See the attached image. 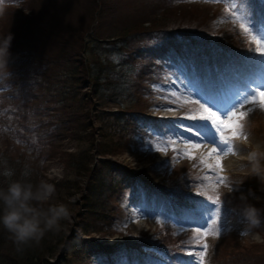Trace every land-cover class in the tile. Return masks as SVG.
<instances>
[{
  "label": "rangeland",
  "instance_id": "obj_1",
  "mask_svg": "<svg viewBox=\"0 0 264 264\" xmlns=\"http://www.w3.org/2000/svg\"><path fill=\"white\" fill-rule=\"evenodd\" d=\"M28 1L0 0L3 7L7 6L4 7L3 15H0V36H5L9 32L12 34V30L17 24L14 17L13 19L8 18L9 13L16 11L15 9L8 10V6L13 8L18 6L17 9H21L23 13L30 16L33 11L27 8ZM44 1L47 6L44 11L42 10L44 17L41 20L47 21L48 28H51L52 33L55 34L52 36V40L60 42L55 45L57 50L62 49L61 42L64 40L69 42L67 48L70 50L71 46L79 47L84 43V40H90L92 36L93 38L102 36L103 50H105L104 47L120 46L122 43L128 45L133 37L130 35L133 34L132 30H142L150 26V23L145 22L147 20L145 15L142 16L148 10L153 12L152 18L159 20V26L168 27L170 25L171 27L177 26L181 29L200 31L208 35V39L213 45L206 44L205 46L209 49L205 50L204 46L200 45L201 39L198 36L194 37L199 42L196 40L193 42L188 41L186 37L171 38L168 34L165 39L158 36L152 42H147L156 58V54L161 51L164 55L158 56L157 72H154L152 77V73L148 74L149 62L147 60L144 63L141 62L139 67L136 66L140 73L141 71L145 72V85L149 88L144 89L137 104L130 97L131 90L126 93V105L123 107L130 108L133 113L128 115L124 109L119 108L120 106L107 101L99 103L92 96L95 93L91 84L88 87L85 86L83 92L79 94L78 100L90 99L91 101L92 106L87 119L84 122L74 120L75 123L70 124H74L73 128L77 126L78 129L72 130L66 121L65 112L60 113L62 117L61 131L64 134L58 138L59 135L56 133L52 139L47 140L48 148H42L41 151H36V146L39 144L36 133L29 134L34 132L33 130L28 127L19 129L16 126L12 128L7 119L1 118V113L6 110L1 109L5 99L0 100V156L3 161L1 167L13 169L16 167V162L20 161L19 156H23L24 161H20L19 166L14 170L15 176L21 174L23 179L33 183L44 180L53 184L56 191L52 202L67 205L71 213L70 218L65 220L68 225L62 226V231L65 234L59 239L60 235L57 232V237L48 242V246L57 247V251L53 255H51L52 253L46 255L48 264H164L161 260L165 259L164 256L152 252L153 256L157 255L160 258L158 259L152 257V253L149 255L148 251H145L150 247L153 250L161 251L162 246L158 243L150 246L147 244L159 239H163V242L173 246L169 249L171 251L165 250L164 252L175 254V251L179 250L178 264H187L185 261V256H188L185 254L186 251L193 247L197 251L201 250L199 245L191 243L195 234L194 230L196 228L207 229L210 226L211 214L216 208L215 205L209 204L207 196L215 197L217 194L221 199L220 214L215 218L216 224L211 227L219 228V235L206 237V242L210 245L205 257L206 264H264V214L260 213V227L246 228L248 221L242 215L241 201L239 200L240 194L243 193L248 197V203L255 204L256 208H264V185L257 177L253 176L246 178L243 184L238 189L236 188L238 182L244 179L239 169L246 164V161L240 157L231 156L226 160L222 156L223 171L221 175L227 178L225 183L231 184L234 191L229 194L223 184L219 185L215 191L208 189L206 195H203L198 194L203 191V182L198 177L202 178L213 174L200 165L199 157L206 154L210 146L218 147L223 154L228 150V144H205L200 150H194L197 158L192 160L173 159L178 157L180 148L186 147L182 143L168 147L167 151L156 150L157 145H163L169 139L176 140L178 134L186 138L192 137L195 129L193 132L185 129L198 123V121L182 119L186 116L189 108H195L198 105L191 103L179 107L177 103L171 102L170 93L172 91H177L182 96L190 94L194 96L195 89L186 87V85H189L190 82L207 84L211 82V73L215 78L213 83L222 87L233 85L240 78L222 63L229 57H233L227 55L228 52H249V48L253 45L244 43L245 38L237 34L232 21L224 18L225 5L223 3H204L202 0L188 4L182 0L177 3H173V0H101L105 4L103 12L100 13V16L97 15L98 12H95L94 17L92 11L95 0L89 9L85 8V4L92 0H83L84 7L77 4L76 0H70L68 6L69 8L72 6V11H68L72 14L61 9L63 7L56 8L55 4L58 0ZM245 3H251V10L257 21L264 19V5H261L259 0H245ZM74 6L78 7L76 12H73ZM88 10L90 12H87ZM67 14L70 19L67 22L62 21L66 19ZM14 16L18 17L20 14L16 13ZM221 20L224 22H220ZM138 21H144V24L139 27ZM179 22L180 24H178ZM36 30H38V26ZM101 30H104V33ZM128 30H130L128 36L123 35ZM85 34L88 35L86 39H83ZM49 45L50 43H47L46 47ZM163 46L166 50L162 49ZM14 50L17 52L19 47H15ZM128 51L131 52V48ZM10 52L12 54L10 61L14 63L15 67L13 71V66L9 63L13 73V78L8 82L11 87L0 86V96L11 93L15 88L14 82H19L15 69H20L21 72L26 70L28 76L32 74L34 77V71L29 72V70H32L34 65L38 68L42 61V57L36 54V50L33 49H28L26 54L17 56H14L12 51ZM134 54L132 51V56ZM246 62L252 63L253 61L247 57ZM254 68L256 71L252 72L264 71V65L259 63L254 64ZM218 74L228 77L218 79ZM22 77L24 79L23 74ZM46 78L42 77L44 81ZM37 81L42 80L41 78L36 80L35 76L34 79L26 82L17 94L15 90L12 94L13 97L9 98V100L17 101V105L11 107L12 112L25 115L28 121H31L32 117L36 120L39 119L38 109L48 105L44 101L45 99L54 100V95L51 97L49 80L45 81L47 87L44 88L42 94L39 93ZM57 100L58 98H56ZM251 106L245 105L241 111L254 107ZM16 107L20 108L19 111ZM169 108L173 110L167 111L166 109ZM140 110H142L140 112L143 113L142 115L139 113ZM213 110L215 111V109ZM124 113L127 114L128 119L126 115H121L123 122L118 124L117 117ZM255 117L257 114L252 110L241 121L248 125L247 132L250 140L254 143L264 141V137L258 133L257 129L253 128ZM260 119L262 122L264 121V110H262ZM131 122L132 128L130 127ZM180 123L185 127H176ZM21 125L23 124L21 123ZM77 133L78 135L75 137ZM224 136L230 138L232 134L230 131H226ZM25 137L30 140H25ZM232 147L234 151L242 155L248 151L247 148L235 142ZM173 148H176L177 151H173ZM47 156L51 157L47 158ZM72 160L73 167H70L68 162ZM209 162L215 163L214 160ZM87 163L90 165V175L86 173L87 171H83V166ZM81 168L82 170H80ZM117 169L125 172L127 177L119 176L118 180L116 179L114 195L109 200V207L106 208L108 216L105 217V221H102L99 220L102 217L92 216L88 211L86 205V196L89 192L88 181L92 175L99 177L101 174H114L113 170ZM119 180L121 184H118ZM153 185L166 190L152 188ZM185 190L194 193V200L198 205L191 213H186V217L178 219L179 217L171 216L169 212H166L165 208L173 207L171 199L178 200L179 203L181 197L179 199L178 194ZM249 190L254 193V196L248 195ZM70 202L75 207L74 205L71 207ZM201 205L204 207L202 208ZM166 224L171 226L172 230L169 232L163 229ZM176 228L179 230H175ZM84 231L90 235L88 236ZM75 239H78L75 251H70L67 254L68 246ZM134 242L145 246V249H141L147 255H140L128 248L127 245ZM0 244L2 246L0 252L4 253L0 257V264L2 262L15 264L13 263L14 252L10 240L8 242L3 240ZM238 249H241V252L237 255L234 254ZM190 258L188 263L195 264V257Z\"/></svg>",
  "mask_w": 264,
  "mask_h": 264
},
{
  "label": "trees",
  "instance_id": "obj_2",
  "mask_svg": "<svg viewBox=\"0 0 264 264\" xmlns=\"http://www.w3.org/2000/svg\"><path fill=\"white\" fill-rule=\"evenodd\" d=\"M76 2L77 4L84 7L83 0H76ZM92 2H94V0H92L88 4H85V8L89 9V6H91ZM27 3V8L33 11L32 15L28 16V14H25L18 9H15L16 11L9 13L8 18L13 19L14 17L15 20H17L16 27L12 30L13 40L11 42L10 51L14 53V56H17L26 54L28 49L36 50V54L42 57V61L39 63L38 68H36V65H34L32 67V70H29V72L34 71L33 76H36V80L41 78L42 81H37V86L40 94H42L44 88L47 87L45 81L49 80L48 85L51 88V97H53L54 95V100H50V98L45 99L44 101L48 105L46 107H41L40 109H38L39 119L36 120V118L32 117V120L28 121L25 115L12 112L11 107L17 105V101H15V99L9 100V98H12L13 95H2L0 96V100L5 99L3 100L5 101V103L1 105V109L6 110V112L3 111V113H1V118L7 119L19 129L28 127L29 129L33 130L34 132L29 134L36 133L39 138V144L36 146V151H41L42 148L47 149L49 146L47 144V140L52 139L56 133H58L59 135L58 138H60L61 135L64 134V132L61 131L62 117L60 116V113L65 112L66 121H68V126L72 130L78 129L77 126L73 128L74 124H70L75 123L73 122L74 120L84 122L87 119V116L90 113V108L92 106L91 101L90 99L78 100V96L83 92L85 86L88 87L90 84L95 93L92 96L96 99V101H99V103H103L102 101H107L120 106L119 108L124 109L125 113H133L130 108L125 109L123 107L126 105V93H129L131 90L130 97L137 104L140 96L142 95V92L145 88H147L145 85V72L141 71L140 73L139 69L136 68V66L139 67L141 62L144 63L146 60L149 62L148 74L152 73L151 77L154 75V72L157 71V69L155 68L156 65L154 64V59L156 61L158 56H160L159 54H162L163 52L161 51L157 53L156 58L153 55L152 48L148 46V43L152 42V40L156 39V37L160 36L165 39L166 34H168L171 38H176L179 35H191L192 39H195L194 36H198L204 42L208 40L207 34H204L197 30L181 29L177 26L171 27L170 25H168V27H161L159 26V20L156 18H152L151 15L153 12L148 10L147 12L142 14V16L145 15V17L147 18L145 22L150 23V26L148 28H143L142 30H132L131 33L133 34L130 35H132L133 37L128 45L122 43L120 44V46H113L110 48L104 47V49L106 50L105 51L103 50L102 46V36L94 38L92 36L90 40H84V43L79 47L71 46L70 50H68L67 48L69 46V42L64 40L63 42H61L62 49L57 50L55 49V45H58L60 42L52 40V36H55V34L52 33L51 28H48V22L43 19L41 20V18L44 17V13L42 12V10L44 11V8L47 6L46 2L44 0H29ZM69 3L70 0H58L55 6L56 8L59 6L63 7L61 9L67 10V12L70 13V11L68 10L72 11V6L69 8ZM94 3L95 4L92 14L94 13L95 17V12H98L97 15L100 16L103 12L105 4L101 0H95ZM186 6L188 7V5ZM77 9L78 7L74 6L73 12H76ZM87 12H90V10H88ZM16 13L20 14V16H14ZM68 14L66 16V19H63L62 21L67 22L70 19V16H68ZM138 22L139 27L141 24H144V21ZM178 24H180V22ZM37 26L38 30H36ZM101 32L104 33V30H101ZM129 32L130 30L124 32L123 35L128 36ZM88 34H85L83 36V39H86V36ZM47 43H50L48 47H46ZM15 47H19V50L17 52L14 50ZM130 48L131 52L128 51ZM163 48L165 49L164 46L162 47V49ZM132 51L133 53H135L133 56ZM10 63L13 66L14 71V63H12L11 61ZM140 69L142 68L140 67ZM15 73L19 82H21H14V84L17 85V94L21 90L22 86L26 82L30 81V79H34V77H32V74L28 76L26 70L21 72L20 69H15ZM22 74L24 76V79L22 77ZM42 77L46 78L45 81L42 79ZM56 98H58L57 101ZM19 109L20 108L18 107L17 110L19 111ZM142 110H140L139 113ZM125 113L120 114V116L117 117L118 124L123 122V118L121 117V115H126ZM21 123L23 125H21ZM125 130H127V128H125ZM77 135L78 133L75 134V137ZM24 139L30 140V138L26 137ZM50 157L51 156H47V158ZM18 159H20V161H24L23 156H19ZM20 161L16 162V167L19 166L18 163ZM1 163H3V161H1L0 156V187H7L8 183L13 180H23L21 174H19V176H15L14 170L16 169V167L10 169L13 175H11L10 177L6 176L4 173L6 172V170L9 171V169L2 168ZM11 163L13 162L11 161ZM68 164L70 167H73V160L68 162ZM89 167L90 165L88 163L85 164L83 166V171H87L86 173L90 175L91 169H89ZM80 170H82V168ZM113 171L114 174H101L99 177H95L92 175L89 178V192L86 196V205L88 206V211L92 216H98L102 218L108 216L106 208L109 207V200L114 195V184H116V179L119 176L127 177V174L122 170L117 169ZM118 184H121L120 180L118 181ZM69 205L73 207L74 204L70 202ZM61 223L62 226L68 225V223L66 224V221H63ZM82 228L84 227L82 226ZM62 229L63 228H61V230L58 232L60 235L59 239H61L63 234H65ZM170 230L171 228H166L164 231L169 232ZM56 233L57 232H49L38 245L33 244L29 247H26L22 252H17L12 240L9 238V234L3 229L2 226H0V242L3 240L8 242V240H10L14 252L13 263L15 264H48L46 255L51 253V255H53V253L57 251V247L48 246V242H51L54 238L57 237ZM159 243H161L163 246L167 245L165 242H163V240ZM70 245H73V247L75 248L74 241H72ZM0 247L2 248V246ZM2 255H4V253L0 252V257ZM1 264L4 263L2 262Z\"/></svg>",
  "mask_w": 264,
  "mask_h": 264
},
{
  "label": "snow or ice",
  "instance_id": "obj_3",
  "mask_svg": "<svg viewBox=\"0 0 264 264\" xmlns=\"http://www.w3.org/2000/svg\"><path fill=\"white\" fill-rule=\"evenodd\" d=\"M182 2L192 3L196 0H182ZM202 2L225 5L224 18L232 21L237 34L245 38L244 43L253 45L249 48V52L252 54L249 60H256L259 64L264 65V19L257 21L251 10V3H245V0H202ZM259 3L264 5V0H259ZM186 87L195 89L194 96L191 94L182 96L177 91H172L170 93L173 98L171 102L177 103L179 107L191 103L198 105V107L189 108L186 116L182 118L198 121L185 129L189 132H193V129L195 131L192 137L186 138L178 134L176 140L169 139L163 145L156 147L157 151H167L168 147L178 143L186 145L178 150V157H174V160L177 158L196 159L194 150H200L205 144L225 143L224 141L228 137H225L224 133L230 131L233 136L238 131L241 121L253 110L248 108L241 111L245 105H252L264 110V71H250L242 74L235 84L228 87L218 86L211 82L203 85L198 82H190ZM166 110L172 111L173 109ZM176 127L184 128L185 126L180 123ZM173 151H177V149L173 148ZM221 158L222 154L218 147H211L206 154L199 157L200 165L210 170L213 175L198 177L203 182V191L198 194L206 195L208 189L215 191L219 185L225 184L227 178L221 175L223 171ZM210 160H214L215 163H210ZM207 201L216 206L209 219L210 226L203 230L196 228L191 241V243L199 245L201 250L197 251L193 247L185 253L190 257H195V264H206L205 257L210 248L206 237L219 235V228H213L211 225L216 224L215 218L220 214V196L219 194L215 197L207 196ZM201 207L203 208L204 205Z\"/></svg>",
  "mask_w": 264,
  "mask_h": 264
},
{
  "label": "clouds",
  "instance_id": "obj_4",
  "mask_svg": "<svg viewBox=\"0 0 264 264\" xmlns=\"http://www.w3.org/2000/svg\"><path fill=\"white\" fill-rule=\"evenodd\" d=\"M4 7L0 4V15H3ZM13 35L9 32L0 36V86L10 88L8 83L13 78L9 63L12 58L10 52ZM229 145L222 154L224 159L240 157L246 161L239 171L244 179L238 182L237 189L248 177H257L264 185V141L253 142L246 131V125L241 123L238 131L224 141ZM236 143L248 149L246 154L234 151L232 145ZM10 177L13 173L9 170L4 173ZM235 183V182H233ZM228 193L232 194L234 188L225 183ZM55 186L44 180L33 183L27 179H17L8 183L7 187H0V226L9 234L16 251L22 252L26 247L38 245L49 232H59L62 221L70 218V210L63 203H53ZM248 195L254 193L249 190ZM259 199V197H256ZM240 210L248 221L246 228L261 226L260 209L248 203V197L240 194Z\"/></svg>",
  "mask_w": 264,
  "mask_h": 264
},
{
  "label": "bare ground",
  "instance_id": "obj_5",
  "mask_svg": "<svg viewBox=\"0 0 264 264\" xmlns=\"http://www.w3.org/2000/svg\"><path fill=\"white\" fill-rule=\"evenodd\" d=\"M262 126H263V128H264V121L262 122ZM210 148H211V146L208 147V150L206 151V153L210 150Z\"/></svg>",
  "mask_w": 264,
  "mask_h": 264
}]
</instances>
